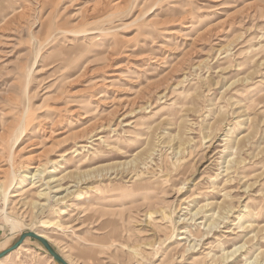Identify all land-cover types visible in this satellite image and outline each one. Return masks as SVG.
Wrapping results in <instances>:
<instances>
[{
	"label": "rangeland",
	"instance_id": "1",
	"mask_svg": "<svg viewBox=\"0 0 264 264\" xmlns=\"http://www.w3.org/2000/svg\"><path fill=\"white\" fill-rule=\"evenodd\" d=\"M15 7L0 19V183L9 191L0 214L44 232L70 264H215L223 248L264 233V0ZM241 156L226 181L223 161ZM40 164L45 180L61 176L73 192L51 224L39 221L55 214L38 219L32 204L45 183H21ZM208 201L235 208L209 237L192 220ZM2 219L0 251L21 234ZM184 227L190 239L206 236L181 258ZM135 245L145 261L133 258ZM251 246L231 264L253 259ZM0 264L58 263L28 237Z\"/></svg>",
	"mask_w": 264,
	"mask_h": 264
},
{
	"label": "bare ground",
	"instance_id": "2",
	"mask_svg": "<svg viewBox=\"0 0 264 264\" xmlns=\"http://www.w3.org/2000/svg\"><path fill=\"white\" fill-rule=\"evenodd\" d=\"M16 5H17V0H0V19H3L2 15L5 17L4 14H6L11 9H12L13 12H16V9H17V7H15ZM19 132H21V127L19 128ZM237 140H239V139H237ZM249 142H251V141H249ZM236 144H238V143L236 142ZM181 147L179 146V148H181ZM227 147H229V148H227V150L230 149V146H227ZM231 147H232V145H231ZM235 148H233V149H235ZM243 148L244 147L240 148V150L244 151ZM233 149H230V150H233ZM245 149H246V147H245ZM230 150H229V152H231ZM235 156H236V154H235ZM241 158L238 159L237 157L236 158L232 157V158H229V159L223 161V164H225V165L222 166L223 167V172H224L223 176H229V174H231L232 172H236L238 167L241 166L243 164V162H245V159L242 156H241ZM56 163L57 162H54V164H56ZM13 173H14V177L16 178L17 177L16 172H13ZM45 173H46L45 166L43 164H40V165H38V167H36V170L34 171V173H31L30 175H28L26 173V175H24L25 179H23V181H21V183H24L25 180H27V179H30L34 183H36L37 181H42L43 183H45L46 187L41 189V190H39V192H38V197H39L40 201H34V202H32V204L38 210V213H39L37 215L38 219L43 214H46V213L51 214V215L55 214L54 217H51L47 221H39V222H43L44 224H51L53 222V220H55L56 218H59L62 214L66 213V210L64 208H57L56 206L58 204H60V203H63L65 199H67L69 196H71L73 194V192H71L68 187L64 188V185L61 183V176L60 177L52 176L50 178L47 177L48 179L45 180V178H44ZM135 177H136L135 180H139V179H141L142 176L140 177V175L138 176V174L136 173ZM15 178H14V182H15ZM232 180H233V178L231 176H229L226 181H232ZM7 189H5L4 183L1 182L0 183V197H1V200L2 199L4 200V205L3 206L7 205L8 201H9V191H7ZM63 191H65L66 193L63 194V195H60L59 192H63ZM53 192L55 194L52 196ZM208 192H214V189L213 190L210 189ZM224 195H225L224 201L226 202V198L229 195H227V192ZM14 196H16V195H14ZM43 199H46V201L44 200V202H43L42 201ZM222 201H221V203H222ZM212 206H213V202H211V201L204 202V204L199 206V208H197L194 211V213L192 214V216H193L192 220L195 221V223H193L194 225H197L196 221L198 219H203V220H201L199 222L198 225H203L204 226L203 228L206 229L207 237L212 236L211 233H213L214 231H218L222 227L224 228L225 225L227 226V224L230 222L231 216L233 215V209L235 210V208H234V206L232 204H227L226 206H221V207L218 208V210L216 208H213ZM52 209L54 211H52ZM247 210H248V207L246 206L245 209H244V212H247ZM1 212H2L1 214L3 216L2 221H4L5 226H7L10 229V232L19 231L20 233H22V232L27 231V230L33 231V232H35V233L47 238L51 242V244L53 246H55V244L51 241V239L44 232L35 230L33 228V225L31 226V224H29L30 226H28V225L26 226V224H24L20 219L15 217L13 215V213L11 214V212H8L7 210H1ZM163 215H164L165 218L167 217L166 213H164ZM149 218H150V220H152L153 223H155L154 220H153V212L149 213ZM238 219H239V221H241L242 220V216H239ZM185 220H186L185 218H179V220L176 221V224L177 225L178 224L179 225L180 224H185ZM250 226H251V224H247L246 226L240 225L239 226L240 227L239 231L248 230V227H250ZM24 227H27V229L24 230ZM178 232H179V234H186V236L185 235L180 236L181 240L189 239L188 240L189 243H188V245H186L187 246L186 249L181 251V252H179L180 253L179 257L180 256H181V258H182V256L184 257L186 251L197 252V251H199L202 248L203 244H201V242H199V241H202V239L205 238L206 235L202 236L203 238L194 237L193 239H190V237H192V235H194V233L191 234V230L188 229L187 227H184V229H181ZM197 234H199V232ZM173 236H174V234H173ZM175 237L176 236H174V238ZM251 237H253V238L251 239ZM251 242H253L251 244L252 246L250 245ZM262 243H264V233L260 234L259 232H256L252 236L248 237L245 240V242H243V243H241L239 245H236L234 248H232V249L223 248L222 254H220V255L214 254L212 262L215 263V264H231V263H233L236 260V258L238 256L242 255L244 252H247L250 249V246H251V247H254V248L257 247L256 250H259V251L256 253V255L254 256L253 259L245 257L244 258L245 262L242 263V264H264V249H261V246H260V244H262ZM147 245L151 246V243L150 244L148 243ZM145 246H146V244H145ZM129 249H130V251L132 253L133 258L137 262L140 263L142 261H145V253H144V249L142 247H140L139 245H135L134 247H131V248L129 247ZM201 258L202 257H200V259Z\"/></svg>",
	"mask_w": 264,
	"mask_h": 264
},
{
	"label": "water",
	"instance_id": "3",
	"mask_svg": "<svg viewBox=\"0 0 264 264\" xmlns=\"http://www.w3.org/2000/svg\"><path fill=\"white\" fill-rule=\"evenodd\" d=\"M28 237L40 241L58 264H70L67 261V259H65V257L55 249V247L51 244V242L47 238L29 230L22 232L20 236L17 238V240L11 246L0 251V259L6 256L7 254H9L10 252L19 248V246Z\"/></svg>",
	"mask_w": 264,
	"mask_h": 264
}]
</instances>
